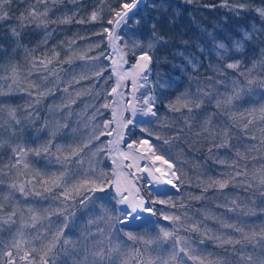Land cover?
Returning <instances> with one entry per match:
<instances>
[{"label":"snow or ice","instance_id":"1","mask_svg":"<svg viewBox=\"0 0 264 264\" xmlns=\"http://www.w3.org/2000/svg\"><path fill=\"white\" fill-rule=\"evenodd\" d=\"M37 2L45 3V0H37ZM56 2L57 0H53V4ZM143 2L144 0H125L119 10H112L114 17L108 20V24L111 25L114 21L117 26L122 23L126 24L128 20L133 18L129 14L133 13V9ZM185 2L191 4L193 0H185ZM13 3L14 0H0V21L11 18L10 13ZM224 6L237 10H243L247 7L243 3L228 5L227 0H225ZM50 10V6L46 3L43 11H38L35 5H31L26 13L22 12L18 17L21 21L20 26L23 28L26 24L35 23L36 27L43 26L47 29L49 21L45 18ZM257 12L264 18V8L257 9ZM237 14H239V11H237ZM92 19H96L95 12L92 13ZM60 22L68 23L70 21L69 19H64ZM77 22L80 23L82 21ZM52 23H55V21H52ZM158 24H160L159 19L152 25L151 38L146 45H142L139 41H133L132 43V54L137 57L136 63L132 65V86L134 91L131 94V101L124 99L123 92L119 93V98L116 100L118 107L113 109L112 112L116 126L114 128L111 127L113 121H106L102 126L93 125L92 131L86 137L82 138L74 146L69 145L67 150L64 145L54 143V141L61 128L69 127L67 119L73 114L71 105L76 102L74 96L79 97L84 91L83 88L73 90L72 85L74 83L78 84L81 79L88 77L80 76L77 78L73 76L70 81H62L59 73L63 69L60 65L64 63L70 64L71 56L64 60H59L60 53L53 49L52 57H49L47 53L37 57L34 55L35 49L24 48L27 68L23 83L26 84V87L20 90L33 97L27 105L32 108V111L27 112L26 116H38L35 106L41 104L44 97L53 94L55 89H59L64 95L61 97V104L53 105L49 108V112L53 111L54 108L67 109V112L65 113V123L61 124L59 120H56L55 126L49 129V139L39 147L35 149H25L20 145L12 147L15 162L11 164V168L16 169V174L10 177V182L7 184L8 191H0V231H3L5 225H8L10 230H12V226H15L11 240L4 244L3 255L8 257L5 264H15L13 249L16 250L20 260L25 261L26 264H116L114 254L115 257L120 258V264H128L129 259H134L135 264H144V254L149 251L150 246L156 245L159 248L163 241L173 236L177 230L190 227L192 231L199 232V223H189L191 218L186 211L179 214L176 212L166 213L162 209L153 207V205L160 204L174 209L186 208L185 203L180 202L177 204L167 193L157 191L155 197H153V188L157 186H171V188L179 191L180 187L185 183L183 176L186 173L183 172V169L173 170L175 168L174 164L165 159L163 153L160 152V148L163 145H171L173 140H179L180 134H186L191 137L192 145H195L199 140L209 142L211 145L208 148L209 156L221 165H227L231 169L230 172L221 173L219 179L209 178L208 181L198 183L197 186L203 190L202 194L199 196L189 194L191 199L201 200L204 198L203 193L207 192L208 188L218 186L219 189H224L228 187L230 182H234V186L238 184L241 187L252 188L254 186L253 181H255L256 186L261 191V195H264V155L260 157V166L257 168L253 165L255 170L249 173V156L241 152L238 146L230 143L235 138L244 144L247 151L264 153V128L259 129L261 136L257 143L248 142L257 141V137L254 134H250L252 129L249 126L253 125L254 120L264 121V108L260 109L259 117H256L254 115L255 110H252L248 113L250 118L245 123H242V126L236 123L235 113L230 110L225 111L229 105H232L234 100L240 98L242 89L234 87L233 94L228 95L225 99H220L219 97L215 99V107L226 115L228 120L221 121V125L217 126L213 124L212 120V117L217 115V113H205L199 127L195 128L193 122L201 114L194 112V108H201L206 102L205 98L211 101L215 85L224 83V81L216 79L215 83H212L214 77L211 75L202 80L197 73L203 67V62L195 55L178 51L174 55L181 56L184 62L181 65L172 64V68L179 69L183 75H186L188 83L183 91H180L177 85L175 91L178 94L165 104L163 97L172 95V92L168 90L172 89L175 81L160 72H157L155 81L150 80L154 64L159 66L160 64L170 63L166 57H161L157 54L158 48L168 47L165 37L157 32ZM103 31L108 34L111 42L110 46L118 50L119 46L115 42L121 38L120 35L116 33L115 29L105 28ZM257 31L259 36L256 35ZM12 35L16 38V48L21 47L19 42L20 32L15 27L12 28ZM49 35L50 33H46L41 43H47ZM209 36L215 43V48L218 49L215 51V55L220 60L233 61L224 65L210 63L207 71L217 75H227L225 68L232 69L234 72L239 71L242 59H237L236 54H244L245 40L264 45V39H261V37H264V29H254L252 32L245 31L243 39H234L232 41L231 54H229L228 45L223 42L217 43L211 33H209ZM123 47H128L127 41H125ZM15 50L14 48L13 52ZM199 52L204 54L206 48L200 47ZM0 53L7 55L2 48H0ZM207 54L211 55L212 50H207ZM260 56L261 59L254 60L251 68H248L247 71H239V75L243 76L249 85L258 79L257 76L252 74L253 71L258 66L261 70H264V47L260 49ZM53 59L57 60L55 65H53ZM93 59L96 58L94 57ZM112 63L116 65L115 60ZM123 63L125 61L123 60V53H121L120 65L113 67L112 71L123 76L125 74L122 68ZM0 67H3V65H0ZM7 70L8 74L0 76V79H11L12 84L9 85V90H12V85L19 87L23 70L21 66L10 60ZM34 75L35 78H33ZM94 75L97 77L102 75V69H96ZM62 83L64 86L61 88L60 85ZM236 83L237 81L234 80L233 84L235 85ZM259 84L264 86V79H259ZM146 86H150L149 91L137 97L135 92ZM193 86H195L194 92L191 90ZM90 87H94V85ZM121 87L122 85L118 80L111 92L116 93L117 89ZM33 89H35V93L32 91ZM209 89L212 91H209ZM137 102H141V106L137 107ZM160 105H163L167 112L179 113V117H170L167 113H161ZM102 107L107 108L109 104L106 102ZM2 111L3 108L0 107V112ZM96 112L98 113L99 109ZM125 113H128V115L125 116ZM95 115L96 113H93L92 119L95 118ZM8 117L17 125L21 123L15 108H8ZM141 117L145 119L141 121L139 119ZM178 119L183 121L182 125L176 123ZM230 120L233 123H229ZM49 124L50 121H44L45 127H48ZM129 126H131V129L139 127L140 132L144 133V136L139 139L126 141L127 150H124L121 147V142L125 140V130L128 129V135H132ZM234 127L241 128V132L238 134L232 131ZM172 128L176 129L177 135L170 136L164 131V129ZM71 131L75 133L76 129L73 128ZM113 133H115L113 139L108 140L106 143L101 142L95 148L92 147L94 141L100 140V137L105 135L112 137ZM245 137L247 139H244ZM155 141H162V144L158 146ZM3 143V141H0V147H3ZM106 145H110V147H106ZM53 147L55 152L52 151ZM213 148H235V158L231 159V161L218 159L213 153ZM85 149L88 151L85 152ZM29 151L35 152L37 156H40L41 153L55 155L56 162L61 166L55 171L41 172L37 170L33 179L20 181L18 177L23 173L17 166L22 164L23 169H29V164L25 160ZM100 152H105L108 158H112L114 165L112 176H108L103 169H100L97 174V168L91 160H89V172L92 173L91 175L82 173L80 167H77L76 170L70 167L73 163L82 166L84 164V156L90 154L95 157ZM61 154H63V159H61ZM251 159L255 160L257 157L252 156ZM125 160L131 162L125 164L123 162ZM141 161H151V163H145L142 166ZM157 161H159V165L156 163ZM96 163L99 164V160ZM164 164H167L168 167L162 170L161 166ZM133 167L138 172H146L148 178L146 190L142 186L133 184L131 180H125L122 183L121 175L128 176L130 174L122 173L121 170ZM2 175H8V173H2ZM238 177H242V179L237 180ZM4 183L5 181L0 178V185ZM109 189L112 191L108 192ZM106 192H108L112 200H115V204L121 207L113 206L108 208L101 202V211L96 214L94 206L97 202L103 201L105 197L95 196V194ZM17 193H19V196H17ZM36 197L45 203H33L29 199ZM232 203L235 204L236 201L233 200ZM232 210V208H229V211ZM77 211H82L83 216L77 217ZM143 214L153 217L159 214L163 219L172 222L173 229L168 231L162 227L160 229L162 236L158 234L155 237H145L138 235L135 230H129L128 225L132 224L133 221H142ZM85 216L88 217L87 222L78 226L77 220L83 221ZM113 220H115L116 224L123 225L124 228L117 230L112 223ZM101 224L104 226H101ZM224 226L241 233V238L233 239L216 236L215 239L220 241L221 247L225 244L233 245L231 251L234 255H239V260L232 262L227 259H218L216 261H208V264H264V255L257 256L254 259L253 254L244 250L247 244H252L253 248L259 246L264 251V226L259 231L253 230L251 232H245L242 227L234 224H225ZM78 227L80 234L73 239L71 233ZM114 231H122L128 240L142 243L145 247L143 249L134 248L131 252L125 251L120 244L113 243L112 232ZM205 232H207V229H205ZM235 245H241V248L238 249ZM21 252L23 253L22 255H20ZM180 252L184 253L189 260H199L200 264H205L204 258L199 255H193L183 247ZM177 255L174 251L170 256V260H176ZM148 264H152L151 258H149ZM162 264H168V261H162ZM180 264H184V261L181 260Z\"/></svg>","mask_w":264,"mask_h":264},{"label":"trees","instance_id":"2","mask_svg":"<svg viewBox=\"0 0 264 264\" xmlns=\"http://www.w3.org/2000/svg\"><path fill=\"white\" fill-rule=\"evenodd\" d=\"M125 0H57L53 4V0H45V3L50 6L51 10L48 12L47 19L49 21L47 29L43 26L36 27L35 23L26 24L25 27H21V21L18 19L22 12H27L31 5H35L38 11H43L45 8V3H38L37 0H14L12 5V11L10 13L11 18L0 21V48L5 52L6 49H10V58L0 60V73H5L7 70V65L9 61L18 63L23 69L21 72V83L18 86L12 87L9 90L8 80L0 79V107L3 111L0 112L1 119H9L4 113L8 111V108H15L18 118L21 120L19 125L15 124L13 126V133L3 132L0 128V141H3V147H0V178H2L5 183L0 185V191L7 192V184L10 182V177L15 176L16 169L11 168V164L14 163L12 159V147L20 145L25 149H35L41 144L45 143L49 139V129L55 126V120L52 119L53 112H49V108L52 107L51 104L54 98L63 93L59 89H55L53 94H50L43 98L42 103L36 105V111L38 116L28 117L27 112H31L32 108L27 105L33 99L26 92L20 90L26 87L23 83V77L26 75L27 64L25 61L24 48L35 49L34 55L37 57L42 56L47 53L49 57H52V50L55 49L56 52L60 53L58 57L59 60H64L68 56H71V63H64L60 65L63 71H60L59 75L62 81L71 79V71L80 65L86 64L85 61H98L99 66L102 69V75L99 77L94 74H89L86 76L88 78L81 79L79 83H74L73 87H77L78 90L85 85L93 86L92 90L96 88L99 83L103 80V77L107 75L106 81L102 85V89L98 94H95V103L97 100L102 102L106 99L109 107H103V113L100 117V121L97 125L102 126L106 121H113L112 112L115 105L116 96L111 92V89L116 86V76L112 71L113 65L111 61V49L108 44V34L103 31V29H112L113 24H108V20L114 17L113 9L119 10ZM228 5H234L237 3H243L247 7L243 10H237L224 6L225 0H193L191 4L186 3L185 0H144V2L134 9L133 13L129 16L133 17L128 20V22L122 23L119 27L117 34L120 35L118 40L121 53H123V64L124 70H132V65L136 63L137 57L132 54V43L133 41H139L142 45H146L148 40L151 38L152 25L159 19L160 24L157 25V32L164 36L168 42L167 48H158L157 54L161 57H166L170 63L160 64L152 66V74L150 80L155 81L157 79V72L162 73L164 76L172 79L175 83L172 89L168 91L172 92L171 96L163 97L164 103L166 104L169 99L174 98L178 92L175 91L177 85L179 90L183 91L184 87L188 83V77L183 75L179 69H173L172 64L181 65L183 64V58L179 55H174L178 51H184L188 54L195 55L199 60L203 62V67L197 73L198 76L203 80L207 76L211 75L214 77L212 83H215L216 79L224 81V83L216 84L215 91H212V100L208 101L207 98L205 104L199 109L194 108V112L201 115L197 116V120L194 121V127L198 128L202 120L204 119L205 113H217V115L212 117L213 124L220 126L221 121L228 120V117L224 115L220 110L215 107V99L219 97L220 99H225L228 95L233 94V88L242 89L240 92V98L234 100L232 105H229L225 111H232L235 113V122L241 124L245 123L248 118V113L255 110L254 115L256 117L260 116V109L264 108V86H260L259 79H264V70L258 66L254 71L253 75L257 76L258 79L253 84H247V81L243 76L239 75V71H243L245 68H251L254 60L261 59L260 49L264 45L257 44L254 41L245 40V52L243 55L237 53L236 58L242 59V65L239 71H233L232 69L225 68L227 75H217L210 71H207L208 65L219 63L224 65L228 62H233L232 60L224 61L220 60L216 55L215 43H213L209 33L215 37L217 43L223 42L229 46V54L232 51V41L234 39H243V33L245 31L252 32L254 29H264V18H262L257 9L264 8V0H227ZM239 11V14H237ZM96 13V19H92V13ZM69 19L68 23H61V20ZM55 21V23H52ZM77 21H82L78 23ZM115 22V21H114ZM138 22V23H137ZM15 27L18 32H20L19 42L21 47L16 48V38L12 35V28ZM46 33H50L47 39V43H41ZM259 36V32H256ZM264 39V37H261ZM125 41L128 43V47H123ZM187 41V43H185ZM200 47H205L206 52L201 54L199 52ZM16 49L13 52V49ZM207 50H212V54L208 55ZM139 51V49H137ZM3 53H0L2 56ZM96 59H93V58ZM107 57V58H106ZM1 58V57H0ZM57 62L53 59V65ZM51 66V65H50ZM2 76V75H0ZM84 76V75H83ZM35 78V75L33 76ZM124 78V77H123ZM51 79V78H50ZM237 81L234 85L233 81ZM122 81V79H121ZM39 82V81H38ZM6 83V86L4 84ZM86 83V84H85ZM4 86V87H3ZM63 83L60 85L62 88ZM150 86L140 88L135 92L137 97H140L142 93H147ZM195 91V86L191 89ZM35 93V89L32 90ZM134 89L132 86V80L125 79V84L119 89V93H124V99L131 101L132 93ZM94 92V91H93ZM92 94L85 95V92L78 97L76 106L89 98ZM142 102V101H141ZM141 102H137V107L141 106ZM84 103V102H83ZM55 105V103L53 104ZM67 110V109H66ZM161 113H167L170 117H179V113L167 112V109L160 105ZM54 111V109H53ZM55 112V111H54ZM88 111L85 115L81 116L79 120L83 119V123L79 126L87 125V127L80 129L78 128L77 140L72 141L71 135L72 131L67 129L69 138L64 136V128L59 130V134L55 138L54 143L57 141L68 149L69 145L77 144L85 135L92 130V126L88 125L89 120L92 119V115L88 120ZM128 115V113H125ZM96 116V115H95ZM126 116V115H125ZM96 118V117H95ZM141 121L145 118H139ZM50 121L48 127H45L44 121ZM65 121V120H64ZM71 128L72 123L69 118L67 119ZM178 125H182V120H177ZM233 123V121H229ZM94 125V124H93ZM114 128V124H111ZM151 127V125H149ZM252 129L250 134H254L257 137V141H248L249 143H257L261 132L260 128H264V121L254 120L253 125L249 126ZM131 129V126H129ZM128 129L125 130V140L121 142V147L126 148L129 139H139L144 136L141 133L139 127L131 129L132 135H128ZM168 135H177L175 128L164 129ZM232 131L236 133L241 132V128H233ZM9 134V135H8ZM113 139V136H102L100 140L94 141L92 147L95 148L96 145L101 142H107ZM151 140V138H149ZM191 137L186 134H180L179 140H173L171 145H163L160 148V152L163 153L164 158L170 163H173L175 169H183L186 173L183 176L185 183L180 187V190L174 194H169L173 200L179 204L183 202L186 204V208H171L165 205H153V207L162 209L167 212H176L177 214L181 212H187L191 222H198L200 231H192L191 228H181L177 230L173 236L167 238L172 244V249L176 251L177 254H182L184 258L189 262V264H200L199 260H189L184 253L180 252L183 247L189 250L193 255H199L204 258L205 264L208 261L225 260L235 262L239 260V255H234L231 251L233 245L225 244L220 246V241L216 240V236H221L222 238H233L240 239L241 233L236 232L232 228L225 227V224H234L242 227L245 232H251L253 230L259 231V229L264 226V195H261L260 189L256 186V182L253 181L252 188L241 187L238 184L234 186V182H230L228 187L224 189H219L218 186L208 188L207 192L203 193L204 198L201 200L191 199L190 195L199 196L202 194V188L198 187L197 184L201 181H208L209 178L219 179L221 173L230 172L231 169L227 165H221L216 160L211 158L208 153V148L211 146L209 142L205 140H199L195 145L191 143ZM244 139H247L246 137ZM187 140V142H185ZM230 143L234 146H238L241 152H244L249 156L248 160V171L251 173L255 169L253 165L257 168L261 164L260 157L264 153L260 152H249L245 148L243 143H240L237 139L233 138ZM156 145H161L162 141H155ZM110 147V145H106ZM55 152V148L52 149ZM87 149H85V152ZM213 153L218 159H224L226 161H231L235 158V148H213ZM90 155V154H89ZM101 155V156H100ZM97 157H91L92 161L94 158V163L97 164L101 162V168L107 172L108 176H112V160L108 158L105 152H100ZM252 156H256L257 159H251ZM29 164V169H23V165H18L17 167L21 169L23 173L18 177L20 181H26L33 179L37 170L43 171H55L61 165L56 162L55 155H45L41 153L37 156L35 152L29 151L25 157ZM61 159H63V154H61ZM151 163V161H149ZM159 165V161H157ZM7 165V167H5ZM73 163L70 167L73 169ZM97 166V171L100 169ZM82 173L89 172V162H84L82 166H78ZM76 170V169H75ZM126 173H129L133 178L136 185L142 186L145 190L148 187L147 176L145 172H138L125 169ZM2 173H8V175H2ZM199 177V179H197ZM38 179V177H37ZM242 179L238 177L237 180ZM190 181V183H189ZM112 190L109 189L108 192ZM106 193H96L97 196L105 197L103 203L108 204L110 207H121L115 204V200L111 199V196ZM155 192L153 191V197H155ZM19 196V193H17ZM33 203L44 204L45 202L40 200V198H29ZM235 200L236 203L233 204L232 201ZM99 203V204H98ZM100 202H97L98 208L94 209L95 213L97 209H100ZM232 208V211H229ZM77 216H83L82 211H77ZM156 219L161 220L164 224L165 229L171 231L173 229L172 222L163 219L159 214H157ZM88 217L85 216L83 221L77 222V225H82L87 222ZM117 230L122 229L119 224L112 221ZM101 226H103L101 224ZM13 227V226H12ZM154 227H150V229ZM207 229V232H205ZM115 237L121 239L120 236L124 237L122 231L112 232ZM13 231L9 229L8 225L4 226L3 231H0V256L4 258L3 249L4 244H7L12 238ZM73 238H77L76 229L71 233ZM119 235V236H118ZM154 234H152L153 236ZM126 238V237H124ZM127 240V238H126ZM179 241V242H177ZM203 241V243H201ZM129 244H133L135 248L141 249L142 244H137L134 241L128 240ZM236 248H241V245H235ZM247 253L253 254L255 259L257 256L264 255L259 246L253 248L252 244H247L244 248ZM209 254L210 258L207 260L205 257ZM144 257L145 256L144 254ZM131 260V259H130ZM5 264V261L2 263ZM132 264V261H131Z\"/></svg>","mask_w":264,"mask_h":264},{"label":"rangeland","instance_id":"3","mask_svg":"<svg viewBox=\"0 0 264 264\" xmlns=\"http://www.w3.org/2000/svg\"><path fill=\"white\" fill-rule=\"evenodd\" d=\"M133 11H134V9H133ZM121 25L117 26V25H115V22H114L113 23V26H112V29H115V31L117 33V31H118V29H119V27ZM110 43L111 42H110V40L108 38V44H109V47L111 49V55H110L111 56V61L115 60L116 61V65H120V61H121V50H120V47H119L118 50H116V49H114L113 47L110 46ZM115 43H116V45L119 46L118 40ZM5 52L7 53V55L2 54V56H0L1 57L0 60L5 61L4 59L10 58V49H6ZM85 63L86 64H84V65L82 64V65H80L78 67H75L70 72L71 73V79L73 78V76H76L77 78H79L80 76H83V75L84 76H89V74H94V72H95L96 69H98V68L101 69V67L99 66V62L98 61H87V62L85 61ZM123 64H122V68L124 69ZM112 65H113V63H112ZM116 65H113V67H115ZM243 71H247V68L243 69ZM124 72H125V74L123 76H120L118 73H114L115 76H116V78H117L116 83L119 80V83L122 86H124V84H125V79L128 78V79L132 80V70L125 69ZM7 74H8V71H6L5 73H0V75H2V76H5ZM106 78H107V75L103 77V80L93 90H92V87H90L89 85H85L84 87H81V88H83V90H84L83 92H85V95L92 94V97L91 98L83 101L84 103L83 102H80V104L78 106H76V102L78 101V97H75L74 96V99L76 100V102L71 105L73 114H72L71 117H69V120H70V122L72 123L73 126H71V128H64L63 133H64V136H66L65 137L66 139L70 137V136H67L68 135L67 129L68 130H71V129L75 128L76 129V132L75 133H72L71 139H72V141H78L77 140V138H78L77 133H79V132H78L77 129L78 128L82 129V127L83 128L87 127V125L79 126V124L83 123V119H81V120H79V119H80L81 116L85 115L88 111H90V113H88V117H87L88 120L90 118V115H92V117H93V113H96V116H95L96 118L90 119L89 121L91 123L88 122V125L89 126H93V124L94 125H97L99 123L100 117L102 116V113H103V107H102V105L104 103H106V99H103L102 102H99L97 100V102L95 103L94 97H95V94L98 93V92H100V89H102L101 87H102V85L104 83V80L106 81ZM69 79H67L66 81H70ZM121 79H122V81H121ZM7 83H8V87H9L10 84H12V81H11L10 78H9V80H8ZM4 86H6V83L4 84ZM15 86H17V85H12V87H15ZM72 89L73 90H78L77 87H73ZM119 89L120 88H118L117 89V92L114 93V95L116 96L114 109L118 107V105L116 103V100L119 98V92H118ZM63 95H64L63 93L61 94V96L57 95L54 98V101L51 104V106H53L54 103H55V105L61 104V102H62L61 101V97H63ZM128 100H129V98L127 99V101ZM97 109H99V112L98 113L96 112ZM54 111H52L53 112L52 119L54 118L55 121L56 120H59L61 122V124L65 123V121H64L65 120V113L67 112V110L66 109L61 110V109H58V108H54ZM4 115L7 117L8 116V111L5 112ZM125 115L127 116V114H125ZM113 124H114V127H115L116 125H115V122L114 121H113ZM10 125H11V127H10ZM14 125H15V122L14 121H11L10 119H1L0 120V128H1V130L3 132L12 134L13 133V130H14L13 129V126ZM91 131L92 130H90V132ZM114 136H115V133H113V137ZM58 142H61V141L58 140L57 143ZM74 145L75 144H73V146ZM13 147H15V146H13ZM123 149L124 150H127V147L126 148H123ZM11 155H12V159H14L13 161H15V156H14V154L12 152H11ZM98 155H100V153H98ZM90 156L91 155L84 156V162H86V163L89 162ZM91 157L93 158V156H91ZM95 157H97V156H95ZM94 159L92 160V163L97 168L98 165H96L94 163ZM25 160H26V158H25ZM111 160H112V158H111ZM123 162L125 164H128L131 161L125 160ZM140 163L143 166V164L149 163V161H141ZM112 166L114 167L113 162H112ZM20 167H21V165H20ZM77 167H78V165L75 164L73 166V170H75ZM161 167H162V170L163 169H167L168 165L167 164H164ZM98 168L99 169L101 168V162L99 163ZM129 169L130 170H133V171H136V169L134 167L133 168H129ZM121 171H122V173H126L125 172V169H122ZM98 172L99 171H97V174H98ZM88 174L91 175L92 173H88ZM125 180H131V182L133 184H135L134 181H133V178L131 177V175H128V176L121 175V181H122V183ZM153 191L155 192V194H156L157 191H159L160 193H167L168 195L169 194H174V193L177 192L175 189L171 188V186H167V187L157 186L156 188H153ZM95 196H97V194H95ZM94 199H95V197H94ZM101 202L103 203V201H100V203ZM106 207L111 208L108 204L106 205ZM96 208H98L97 203L94 206V209H96ZM100 211H101L100 209H97L96 214H99ZM165 212L166 213H171V212H167V211H165ZM77 217H79V216H77ZM77 222L80 223V220L78 219ZM148 223H151L148 226V228L143 229V230L136 231V233L138 235H142V236H145V237H155L158 234L162 236V233H160V229L162 227L165 229L164 224H162V221L161 220H158V219H156V217L150 216L148 214H144V217H143V220L142 221H140V222H138L136 224H130L128 226L131 227V226H137V225L148 224ZM150 227H154V228L153 229L152 228L150 229ZM14 228H15V226L12 227V231H14ZM93 230H95V229H93ZM76 231H77V235L79 236V234H80L79 233V227L76 229ZM152 234H154V235L152 236ZM120 237H121V239H124V240H120L119 238L115 237V235L112 233L113 243L114 244L118 243V244L121 245V248L122 249H124L125 251H128V252H131V250L134 249L135 246L133 244H129L128 243V239L126 240V238H127L126 236H124L126 238H124L122 236H120ZM136 243L137 244H142V243H139V242H136ZM144 247L145 246L142 244L141 249H143ZM171 247H172V244L168 240H164L163 243L160 245L159 248H157L156 245L150 246L149 251L147 253H145V256H147V257H144V264H148L149 258H151L152 264H162V261H168V264H180V261L181 260L184 261V264H189V262L184 258V256L182 254H178L176 260H170L171 254L175 251ZM4 250L5 249H3V252H4ZM22 254L23 253L21 252L20 255H22ZM13 255L15 257V264H26L25 261L20 260L19 255L16 254V250L15 249H13ZM205 258L207 260H209V258H210L209 254H207V256ZM114 259L116 260V264H120V258L115 257V254H114ZM7 260H8V257L7 256H4V258H2L0 256V264H2L4 261L6 262ZM131 261H132V264H135L134 259H131V260L129 259L128 264H131Z\"/></svg>","mask_w":264,"mask_h":264},{"label":"water","instance_id":"4","mask_svg":"<svg viewBox=\"0 0 264 264\" xmlns=\"http://www.w3.org/2000/svg\"><path fill=\"white\" fill-rule=\"evenodd\" d=\"M151 223H148V224H141V225H137V226H128V229L129 230H135V231H137V230H142V229H144V228H148V226L150 225ZM120 227L121 228H124V226L123 225H120Z\"/></svg>","mask_w":264,"mask_h":264},{"label":"bare ground","instance_id":"5","mask_svg":"<svg viewBox=\"0 0 264 264\" xmlns=\"http://www.w3.org/2000/svg\"><path fill=\"white\" fill-rule=\"evenodd\" d=\"M143 217H144V214H143ZM138 222H140V221H133L132 224H136V223H138Z\"/></svg>","mask_w":264,"mask_h":264}]
</instances>
